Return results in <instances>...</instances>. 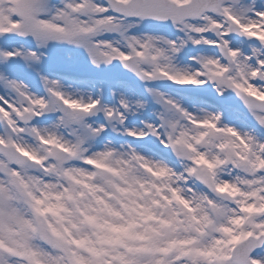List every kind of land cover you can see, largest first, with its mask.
Here are the masks:
<instances>
[{"label": "snow or ice", "instance_id": "1", "mask_svg": "<svg viewBox=\"0 0 264 264\" xmlns=\"http://www.w3.org/2000/svg\"><path fill=\"white\" fill-rule=\"evenodd\" d=\"M0 264H264V0H0Z\"/></svg>", "mask_w": 264, "mask_h": 264}]
</instances>
